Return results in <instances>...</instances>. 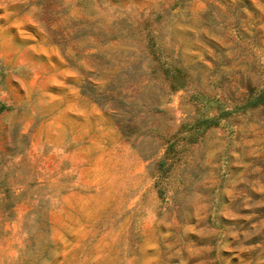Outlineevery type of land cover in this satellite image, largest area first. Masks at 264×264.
<instances>
[{"label": "rangeland", "instance_id": "1", "mask_svg": "<svg viewBox=\"0 0 264 264\" xmlns=\"http://www.w3.org/2000/svg\"><path fill=\"white\" fill-rule=\"evenodd\" d=\"M264 0H0V264H264Z\"/></svg>", "mask_w": 264, "mask_h": 264}, {"label": "trees", "instance_id": "2", "mask_svg": "<svg viewBox=\"0 0 264 264\" xmlns=\"http://www.w3.org/2000/svg\"><path fill=\"white\" fill-rule=\"evenodd\" d=\"M261 97H264V95L262 94V95H260Z\"/></svg>", "mask_w": 264, "mask_h": 264}]
</instances>
